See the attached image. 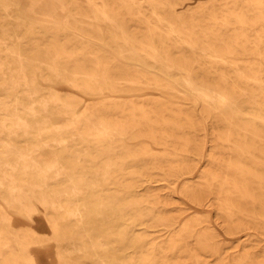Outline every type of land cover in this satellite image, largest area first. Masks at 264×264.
Segmentation results:
<instances>
[{"label": "bare ground", "instance_id": "obj_1", "mask_svg": "<svg viewBox=\"0 0 264 264\" xmlns=\"http://www.w3.org/2000/svg\"><path fill=\"white\" fill-rule=\"evenodd\" d=\"M23 1L32 14L46 5L45 0H39L42 4ZM57 1L58 7L68 12L73 28L83 23L80 14L89 22L103 23L107 29L105 43L116 53L83 56V45H77L80 40L72 38L69 49L56 35L60 32L56 28L51 32L55 35L51 50L35 46V54L28 55L23 45L48 40L37 37L47 32L35 29L13 4L2 0L0 201L12 214H23L35 223L40 214L44 215L60 250L59 264H113L107 261L108 256L125 243V234L118 231L119 242L107 235L104 238L111 227L106 222V210L117 208L122 216L130 213L134 222H143L152 218L145 210L151 204L160 205L157 195L139 197L133 189L135 179L140 178L135 172L140 168V157L154 166L161 165L159 168L167 170L169 176L180 166L170 163L164 168L168 157L157 158L146 147L134 152L125 140L138 139L141 128L145 131L141 134L155 146L168 143L179 148L181 153L177 150L171 154L178 157L193 146L196 128L203 130L195 111H175L180 105L176 98L187 94L166 82L163 75H180L183 88L212 116L217 133L208 167L199 171L203 182L187 194L197 201L215 195L217 209L229 223L264 233V64H245L239 54L264 59V0L227 2L223 4L227 6L225 13L205 6L214 0H198L195 7L181 0H85V6L73 0ZM133 23L144 27L146 34L141 28L132 30ZM204 24L216 30L197 32ZM223 29L235 30L237 36L220 34ZM55 79L71 83L81 96L55 90L43 93V82ZM138 86L170 93L171 102L146 109L134 93L139 89L133 87ZM126 97L131 100L126 101ZM58 115H69L70 119L59 123ZM20 141L27 143L19 146ZM41 147L47 148L50 158H44ZM189 169L191 173L197 167ZM108 183H117L127 196L105 195L103 187ZM235 218L239 219L236 223ZM11 222L10 213H0V226L7 227L0 228V264H35L29 243L9 230ZM183 230V234L171 235L167 245L151 246L120 264H184L172 261L177 250L190 253L192 264H203L186 247L190 246L187 240L195 235V225L187 224ZM10 234H14L15 243ZM198 236V242L205 241V250H221L209 242L212 238L207 234ZM262 250L260 258L247 253L235 264H264V247Z\"/></svg>", "mask_w": 264, "mask_h": 264}, {"label": "rangeland", "instance_id": "obj_2", "mask_svg": "<svg viewBox=\"0 0 264 264\" xmlns=\"http://www.w3.org/2000/svg\"><path fill=\"white\" fill-rule=\"evenodd\" d=\"M6 1L7 3L13 4L18 13H20L29 24L35 27V29L47 32L44 33V35L37 34V37H48V40H41L39 42L30 41L23 45L24 52L28 55L35 54V46H40L44 51L51 50V47L53 46L51 38L55 36L52 35L51 32L55 31L56 28L60 29L59 34L57 33L56 35L60 38L62 44L69 46V49H71L72 38L75 37L80 40V43L77 45H83L84 48L81 51L83 56H88L91 52H97V54L104 52L106 54H111L112 56L116 53V50L113 49V47L105 43L107 29L103 23L99 20H92L89 22L88 20H84L86 19L85 14H80L79 18L81 20L83 19V23L79 24L77 28H73L71 27V22H68L71 21L68 12L63 11L58 7L57 0H45L46 5L41 6L43 9H38V14H32L29 12L28 4L23 0ZM41 1L37 0V3L42 4ZM73 1H76L82 6H85L86 3L85 0ZM181 1L195 7L197 5L195 2L198 0ZM227 2H230L231 5L232 3L237 2V0H214L213 2H207L205 6L210 8L211 6H214L218 13H225L227 11V6H223V4ZM1 3L4 2L0 0V4ZM181 7L182 5L177 6L179 9ZM198 15L208 17L210 14ZM218 15L221 16L226 14ZM4 19L5 18L3 17L2 20ZM133 24L134 26L132 27V30L136 32V28H141L144 31L142 34H146L144 27H139L137 23ZM210 26L211 25L204 24L203 29H197L196 31L203 30L210 33L213 30H216ZM220 32V34L224 36H237L234 34L235 30L226 31L223 29ZM251 32H253V30ZM251 35L254 36V33H251ZM139 36L142 37V35ZM251 39H253V37ZM184 53L190 54L191 52L185 50ZM239 54L242 62L245 64L253 62L264 64V59H259L258 57L255 58L254 56L246 55L243 52ZM149 69L152 68L149 67ZM154 72L158 73L160 71L157 69ZM163 76L165 77L166 82L176 85L187 94V96L179 95L176 98V101H178L180 105L175 108V111L178 109H183L185 113L195 111V115L202 120L203 130L200 129V127L196 128L194 131L196 134L194 138L196 139L193 140V146L189 151L184 152L178 157L171 154L177 150L181 153L179 148H175L172 145L170 146L168 143L161 145L162 147L155 146L151 143L152 141L149 140L148 142L146 140L144 134H141L145 132L141 128L138 133L142 136L136 140H125L127 144H131L128 147L133 149V151H141L146 147L151 153L155 154L157 158L162 156L168 157L167 161H163V163L168 164L164 168H167L170 163H175L172 166L180 165L182 168L180 169V166L174 167L177 172L173 176H169L167 170L159 168L161 165L154 166L151 161L143 159V157H140L142 154H139L140 161L138 165L140 168L135 172L138 173L137 175H139L140 178L138 179L137 177L135 179L136 185L133 189H135L139 197H144L147 194L157 195L160 205L151 204L150 209H146L145 212L151 213L152 218L145 219L143 222H134L133 216L130 213L124 212L122 216L117 208L116 211H112L109 208L106 210L108 214L106 222L110 224L111 227L105 233L104 238L107 235L110 240L119 242V236L117 235L118 231H120L121 234H125V243L120 245L115 251L112 249L107 261H111L113 264H120L121 261L129 259L133 255L140 254L142 250H148L151 246L157 244L163 246L167 245L171 240V235L179 233L183 234V227L187 224L195 225V235L187 240V243H189L190 246L186 247L191 248L193 252L199 256V261L203 264H235V261L243 258L247 253H253L256 257L260 258L263 255L262 248L264 247V233H262L260 229H245V227L236 228L234 223H229L225 214H221L217 209L218 202L215 195H209L207 198L203 197V199L197 201L195 197L191 196V194H187L188 190H195L198 188L197 186L203 182V180L199 179V171L208 167V156L212 150L211 144L214 143L217 133L213 128L212 116L207 114L206 109L201 106L199 101L195 103L191 93L183 88L180 83V75ZM39 78L40 82L43 81L41 75H39ZM43 83L44 84L41 86V91L43 93L55 90L58 93L67 94L69 96L72 94L75 97L81 96L80 92L71 88V83L66 82L63 79H55ZM133 88L139 89L134 93L138 96V100L141 102L140 106H144L146 109L150 110L161 103L166 104V101L168 100L171 102L168 98V96H171L170 93H164L154 87L138 86ZM124 93L125 92H122L121 94ZM84 97L87 98V96ZM125 100L128 101L131 99L130 97H126ZM78 111H80V109ZM167 116L172 117L170 114ZM69 119V115L56 116V120H58L57 122L59 123L67 122ZM178 133L182 134L183 132L179 131ZM26 143V141H20L18 144L19 146H24ZM201 147H204L203 154L202 156H199ZM118 149H120V147ZM40 150L44 154V158H50L47 148L41 147ZM216 166L217 165L214 164L213 167L215 168ZM191 167H197V169L194 172L189 173V168ZM130 180L131 179L125 180V182ZM103 188L104 194L107 196H117L119 198L127 196L122 192L124 190H120L122 187L117 183H108L106 184V187ZM143 210L144 208L141 209V211ZM4 211L8 214L10 213L12 217V225L9 230L18 235L17 239H23V241L29 243L30 253L33 256L35 264H59L58 251L60 250H58L57 244L52 240L51 229L49 228V225L46 224L43 214H40L38 223H35L27 219L23 214H12L8 206L0 201V213H4ZM238 221L239 219L235 218V223ZM115 224L118 226H115ZM1 227L7 229L6 226H0V228ZM200 233L210 236L212 239L208 241L215 244V246H221V250L219 252L205 250L203 248L205 241L202 240L201 242H198V235ZM10 235L13 239L12 242H14L16 239L13 236L14 234ZM217 240H220V243H216ZM189 254L190 253H182L177 250L172 253V261H181V263L184 264H192L191 262L194 259L192 258L191 261L188 257Z\"/></svg>", "mask_w": 264, "mask_h": 264}]
</instances>
